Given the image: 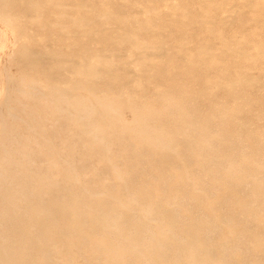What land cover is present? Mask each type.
Here are the masks:
<instances>
[{
  "label": "bare ground",
  "instance_id": "6f19581e",
  "mask_svg": "<svg viewBox=\"0 0 264 264\" xmlns=\"http://www.w3.org/2000/svg\"><path fill=\"white\" fill-rule=\"evenodd\" d=\"M62 1L48 2L61 6ZM181 2L183 6L197 3ZM207 5L218 7L220 4L207 0ZM18 6L26 12L37 13L42 2L0 0V22L6 27L21 30L14 18L13 7ZM254 13L256 19L264 21V8ZM66 19L57 23L58 31L70 28L81 33L80 30L86 29L87 33L83 34H88L87 37L97 29L94 25L115 20L111 11L102 13L97 22ZM123 24L129 30L146 33L157 30L145 24ZM19 35L26 42H35L26 33ZM254 37L238 43L220 38L221 53L233 60L232 68H223L226 64L221 67L222 62L219 64V57L211 53L209 45L198 46L194 55L186 59L185 51L189 49L185 39L175 41L177 52L172 54L165 42L167 36L161 40L153 37L155 41L146 50H161L162 60L140 67L158 72L156 79L162 89L154 96L162 109L150 106L140 109L130 124L121 117L122 108H130V102L109 95L97 96L88 86L84 87L95 79L91 65L75 68L80 76L77 89L84 90L76 95H68V89L27 74L15 79L12 90L5 86L2 96L5 112L0 114V264H59L66 250L74 253L73 260L77 262H81L85 254L89 255L92 264H264V41L263 37L258 41ZM125 40L130 38L125 37ZM138 41L135 43L139 44ZM102 42L108 48L114 40L106 37ZM251 43H257L256 52L249 53L247 44ZM29 51H22L24 59L31 56ZM87 55L83 50L82 56ZM98 58L104 63L113 62ZM150 58H141L139 63H146ZM31 63L29 67L33 69ZM6 75H2L9 79V82L4 81L5 85L12 80ZM215 86L217 92H214ZM30 89L34 93L45 89L50 107L28 111L18 96L31 94ZM227 102L231 103L230 108ZM169 108L176 110L174 119L183 128L179 135L165 132L164 117ZM37 111L44 116L48 111L65 115L76 128L79 142L89 151H95L98 162L109 171L116 189L107 188L100 180L90 187L80 183L74 164L52 150V135L43 125L44 118L37 121ZM96 112L105 120L104 125L93 124ZM9 119L20 122L24 129L36 131L38 127L37 153L49 160L57 158L56 177L73 190H59L57 184L47 181L46 174L33 169L32 149L27 139L15 140L19 147L13 148ZM117 125L121 135L144 147L134 152L135 160L146 155L159 168L170 166L173 171L161 172L155 177V183L145 178L127 180L110 153L111 130ZM178 137H182L186 147L183 155L178 150ZM210 139L217 141L228 155L224 157L218 152L215 157ZM165 152L167 155L163 156ZM163 157L169 165L160 162ZM6 159H12L11 164ZM186 162L194 167L188 170ZM12 165L23 172V182L15 183L16 176L10 171ZM60 193L62 200H59ZM47 211L50 213L46 214ZM93 228L98 229L100 235L95 236ZM111 237L116 238L111 240ZM86 241L90 247L82 251ZM117 242L124 248L118 249ZM36 251L43 255L35 257Z\"/></svg>",
  "mask_w": 264,
  "mask_h": 264
},
{
  "label": "rangeland",
  "instance_id": "374dc122",
  "mask_svg": "<svg viewBox=\"0 0 264 264\" xmlns=\"http://www.w3.org/2000/svg\"><path fill=\"white\" fill-rule=\"evenodd\" d=\"M40 1L42 2V8L37 13L26 12L21 10L19 6L13 7L15 8L14 18H16L17 25L22 27L21 30L16 27H6L5 24L0 22V99L2 98L0 100V114L1 112H5V106L2 104V96L5 95L4 91H6L4 87L6 86L8 90H12L16 82L15 79L20 75L27 74L35 76L37 79L41 78L40 80L42 81L58 85L60 88H65V90L68 89V95H76L81 90L77 89V86L79 87L77 82L80 81V76L75 73V68L91 65L95 69V79L91 83L84 84V87L85 85L88 86L97 96L109 95L122 102H130V108L123 107L121 110L123 121L130 124L140 109L142 110L149 106L156 110L162 109L160 104L156 103L154 96L156 91L162 89V85L156 79L158 72L150 69L145 70L140 67L141 64L146 67V65L157 64L162 60L161 50H146L155 41L153 37L160 38L159 40H161L167 36L165 42L172 54L177 52L175 47L178 43H175V41L178 42L181 38L185 39L188 44L187 49H189L185 51L186 59L194 55V50L198 46L209 45L214 51L212 52L211 50V53L219 57V64L222 62L220 66L222 67L223 64H226L223 65V68L225 66L232 68L233 60L221 53V37L236 43L251 39L254 36L253 39L258 41V39L260 40L263 37L264 41V21L256 19L255 16L257 14L254 13L259 10L262 11L264 0H216L220 4L218 7L207 5V0H190L197 3L184 6L181 0H63L61 6L54 5L53 2L49 4V0ZM106 11H111L115 20L104 22L100 26L94 25L93 27H97V29L90 37H87L88 34H83L87 33L86 29L84 32L80 30L83 35L79 31L70 28H67L63 32L57 29V23L61 20L63 22L67 21L68 19L66 18L68 17H73L83 23H88L89 21L97 22L99 16ZM36 16H40L39 20L35 19ZM242 18H244V21L241 20ZM123 22L129 23L130 26L145 24L157 30L153 33H146L136 29L129 30L126 29ZM25 33L32 42L33 40L35 42H26L19 35ZM208 36L210 39H208ZM258 36L259 38H257ZM106 37L114 40L111 47L105 48L103 46L102 40ZM125 37H129L130 40H125ZM136 40H139V44L135 43ZM81 44L83 45L81 46ZM247 45L251 47V50L247 47L249 53L250 51L256 52L257 43ZM24 46L25 48H23ZM25 49L30 50L31 56L28 59L22 57V51ZM83 50L87 51L88 55L86 57L82 56ZM150 55L152 59L149 57ZM98 56L113 62L106 61L107 63H104L99 60ZM144 57L151 60H147L146 63H139V60ZM229 59L230 62H228ZM124 62L127 63L119 66L121 68L119 69L117 65ZM30 63L33 69H30ZM3 71H6V77L9 76L12 79L6 85L5 82H9L7 81L9 79L6 80L3 77L5 76ZM109 72L113 74V77L109 76ZM48 77L52 78V80ZM147 89L148 91H146ZM217 90L215 86L214 92H217ZM30 92L31 94L29 95L18 96V100L21 101V104L28 111H39L42 106L50 107L48 92L45 89L41 91L36 90V93L30 89ZM81 92L84 93V90ZM11 104L13 105L14 103L12 102ZM226 105L228 108L231 107L230 102H227ZM262 106L264 111V98ZM38 111L35 113L37 121H42L44 118L43 125L52 135V150L58 151L61 159L74 164L76 172L80 177V183L85 185V187H90L94 182L100 180L107 188L116 189V182L110 175V177L108 176L109 171L98 162L95 151H89L79 142L77 130L66 119V116L61 114L55 115L50 111L44 116ZM175 113L176 110L174 108H169L165 111L164 117L166 123V125L164 124L165 132L172 136L179 135L183 131V128L174 119ZM92 120L94 125L98 124L102 126L105 124V120L101 119L100 112H96ZM167 120L168 122H166ZM8 125L11 127L10 144L13 145L14 149L19 147L18 142L15 140H28L26 142H28L32 149L30 160L34 170L46 174L47 181L53 185L57 184L61 191L62 189L65 191L74 189L71 186H65L61 178L56 177L59 167L56 157L54 160H49L48 157L37 153L38 147L35 146V142L39 139L38 127H35L36 131L25 127L26 130L20 122L12 119L8 120ZM186 132L189 133L190 131L186 129ZM110 137L112 138L110 153L115 159L117 167L124 172L127 180H132L133 178V180H142L145 178L149 183H155L157 181L155 177L158 174L173 171V168L170 166L159 168L146 155L138 157L135 160L134 152L141 148L143 150L144 147L136 140H130L126 135H121L118 125L111 130ZM181 138L178 137L181 144L177 142V139L176 142L179 144V152L183 155L186 152V147H184ZM127 143L132 144H129L132 147ZM210 144L212 145L211 149L215 157L218 152H220L219 155H224V157L228 155L223 153V149L218 145L217 141L210 139ZM176 146L178 147V145ZM70 149L73 152H70ZM162 154L163 156L167 155L166 152ZM230 156H233V154L230 153ZM166 158L163 157L160 162L162 161L169 165ZM6 161L11 164L12 159L11 161L10 159H6ZM189 163L186 162L185 165L188 170H191L194 166L192 163ZM132 165L133 167L131 168L130 166ZM12 166L10 171L16 176L15 183L17 181L23 182L25 180L22 175L23 172L20 168ZM139 173L140 176H137ZM60 194L59 200H62V193ZM45 213L49 214L50 212L47 211ZM93 230L95 236L100 235L98 229L93 228ZM115 238L111 237V240ZM89 247L90 243L86 241L82 251H85ZM117 247L118 249H123L124 245L117 242ZM73 254V252L66 250L63 253L64 258L61 257L59 259V264H92L89 255L85 254L83 260L77 262V260H73ZM41 255L43 254L35 252V257H41Z\"/></svg>",
  "mask_w": 264,
  "mask_h": 264
}]
</instances>
